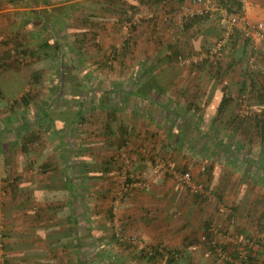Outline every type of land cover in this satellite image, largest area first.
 <instances>
[{
  "label": "crops",
  "instance_id": "0c3cea01",
  "mask_svg": "<svg viewBox=\"0 0 264 264\" xmlns=\"http://www.w3.org/2000/svg\"><path fill=\"white\" fill-rule=\"evenodd\" d=\"M103 1L0 0V58L4 57L2 61H61L60 57L63 53V56L71 61L69 55L78 53L77 61H88L85 58L82 59L80 54L83 55V52L80 53V51L85 50L86 41H88L87 43L93 42L89 36L100 33L105 27L110 26L103 21L105 13L100 7ZM237 1L240 3L241 0ZM165 2L168 3L163 7L166 11H159V7H145V10H141L145 18L152 15L150 18L157 22V28L160 30L158 39L153 37L155 34H151L152 25L142 24L137 30L130 32V29L128 33L122 25V31L127 35L126 38L131 36L129 38L131 42H128L131 43L128 44L130 46L119 48L115 43L116 45L109 47L106 45L92 47L94 51L91 53V57H93L89 58L90 61H98L101 52H105V56H112L114 61H129V55L134 58L132 61H172V57L175 58L173 54L176 55L175 60L177 61H199L201 65L204 61H211L209 48L222 34L217 20L219 12L215 11L211 16L189 20L190 24L184 29L186 31H181L183 25L177 22L176 18L179 12L176 10L178 1L165 0ZM244 2L249 20H264V0H244ZM91 3H96L99 8H95L94 11L88 10L87 5L89 6ZM133 3L138 6L137 1H133ZM221 4L223 5V2ZM236 6L231 7L233 11H236ZM163 13L168 16L167 20H162ZM73 16H77L76 18L79 19L73 20ZM212 17L216 18L217 25L212 21ZM153 20H151L152 23ZM178 24L181 29L178 27L177 31L174 25ZM106 29L108 30V28ZM116 31L117 28L113 27V32L116 33ZM181 32L184 34L182 35ZM216 35L218 37L215 39ZM166 38L167 40L164 41ZM75 41L79 48H75ZM137 41L145 42V47L141 48V44L138 45ZM55 43H59L58 53L61 56L54 52ZM139 51L142 52V55L139 54ZM162 55L163 57L157 60L158 56ZM221 61H223V67L220 76L216 74L217 67L211 68L206 62L203 65L205 73L196 76H164L162 74L149 75L148 73H142L135 77L130 76L124 80L127 87L117 91L124 93L127 97L138 95L148 108L165 110L168 115H178L182 111H191V114L197 113L196 122L200 125L197 126L195 132L197 130L206 132V138H203L202 141H185L186 143L183 144L179 137L172 141L167 139H157L156 141L152 133L151 137L148 136L149 129L144 128L142 138L132 143L140 146L138 149L141 157L147 158L145 150L148 153L152 151V153L154 152L153 156L167 159L173 163L177 162L179 164H176L177 167L192 171L194 180L205 184L207 189L208 186L214 189L216 186L210 181L208 182L210 178H217V173H214V170L212 172L205 167L199 169L197 174L193 171L196 169H194L192 161H198L199 156L194 152V147L198 146L197 143L202 145L206 142L207 145L209 144L211 151L206 154V158L216 162L212 148L221 146L226 151L227 158L221 173L223 182L217 185L221 189L224 188V191L228 187L231 192H240L239 186L242 184H234L230 178L234 173L235 163L233 160L243 157L237 153L232 160L228 152L241 151L246 144L245 154H250L255 161L258 160L259 168H256V171L260 169L261 172L259 174L252 173V176L259 179L264 178V128L263 136L260 134L261 130L256 131L257 128L252 129V127H250V136L245 132L242 138L238 137V140L234 141L229 136V131L242 135V131L248 129V125L253 122L252 120L249 123L239 122L242 117L237 113L238 108L234 109L236 96H240L243 92L249 93L250 105L253 103L254 114L258 116L262 114L264 117V103L261 101L264 91V40L253 42L243 39L240 32L236 30L227 40ZM9 77L8 81H0V87L6 100L10 101L17 98L16 95L11 97L10 92L17 87L20 89L22 87L15 75ZM26 83L29 86L28 80ZM28 89L29 87H26L24 90ZM223 93H229L232 101L222 117L215 122L214 111L217 101L214 102V99L218 100ZM169 99H171L170 102ZM209 99L213 101L209 102ZM0 107L3 108L1 105ZM147 122L149 121L147 120ZM218 125L224 131L223 135L209 138L208 136L212 135L211 132ZM175 128L177 129V127ZM225 128L226 130H224ZM4 130H6L5 126L0 123V217L4 227V264H164V262L158 263L157 261L155 263L154 260L147 262L137 254L135 249L128 248L126 250V247L117 244L118 242L113 238L111 232L112 218L109 217V213L114 215L113 219L115 216L119 217L120 221L124 223L125 231L132 227L134 231H138L139 236H144L145 231L152 229V223L155 226L158 225L155 218L160 212V215L165 217L157 226L156 234L159 235L158 240L163 238L166 243L167 240L165 241L164 237L166 228L174 224L175 221L174 219L173 222L168 220L172 217L169 213L171 211L174 213L178 208L177 204L160 207L161 210L158 211L156 207H147V194L137 191L140 189L139 187L128 188L129 190L126 189L127 192L124 194L121 191L122 195H120L118 206L109 202L108 197L112 199L116 195V190H120L122 187L120 184L122 185L121 179L125 172L122 169L130 163V158L125 154L129 162L124 163L122 156L124 166L117 165L114 152L128 147V142L121 146L119 142L113 141L111 144V142L107 143L106 139H102V144L97 145L98 142L90 141L86 137L69 145V140L60 139L56 143L58 149H55V145L51 148L53 151L58 150L57 154L61 156L64 154L63 152L66 153L63 155L64 157L58 156L62 161V167L57 171L49 170L46 174H41L37 168L33 173L32 168H28L27 161L35 160L41 163L51 157H42V155L33 153L34 150L27 155L19 149L10 154L12 142L11 138L5 136ZM179 130H181L180 127ZM51 143L49 146H52ZM73 144L76 148L72 147ZM183 148L188 150L189 155L182 154L181 163L176 158V154H179L178 150ZM231 160L233 164L229 166ZM67 161L70 162L69 164L77 163L76 165L79 166H86V163L92 162L91 166L94 170L97 169V166L102 165V167L94 172L81 169L79 166L73 170L65 171L64 165ZM108 161L109 164L104 163ZM53 165L55 166V163ZM56 166L58 167V165ZM104 166L108 169L103 170ZM250 172L243 169L242 176L246 177ZM8 175L12 179L17 177L19 179L13 183V189L6 185ZM91 177L93 179H90ZM69 178L72 179L71 184L67 180ZM132 184L137 185L134 182L127 185ZM180 202H184L182 196L177 201V203ZM169 203L167 204L170 205ZM195 203L192 198L190 208L194 207ZM179 209L182 211L183 207L179 206ZM54 210L57 211L54 213ZM174 217L177 216L174 215ZM186 226L188 225L186 224ZM161 230H164V233H160ZM169 230H171L170 227ZM198 240L197 238V242L193 241L189 246L183 244L174 247V243L170 246L185 255L194 256L196 254L194 246Z\"/></svg>",
  "mask_w": 264,
  "mask_h": 264
},
{
  "label": "rangeland",
  "instance_id": "374dc122",
  "mask_svg": "<svg viewBox=\"0 0 264 264\" xmlns=\"http://www.w3.org/2000/svg\"><path fill=\"white\" fill-rule=\"evenodd\" d=\"M124 1L132 3L133 1H139L137 6L138 9L134 13L135 15L133 14L134 16L132 17V21L136 19V23L132 25L130 32L137 30L138 27L142 24H145L146 26L152 25L151 34H155V36L153 37H156V39H158L160 30L157 28V22L151 18H144L143 16H137L135 18V16L141 10H145L146 8L150 7H159V11H166V9H163V7H165L168 3L162 4L157 0H143V2H140V0ZM176 7V10L179 11L180 9L178 8V4ZM95 8H99L96 3H91L89 4V6L87 5L88 10L94 11ZM101 8L103 9V6ZM103 15L105 16L103 21L106 22V24L108 23L110 26L105 27V29H103L100 33H94L90 35L89 39L93 40V42L87 43L88 41H86L85 50L80 51V53L83 52V55L80 54L82 59L85 58V60L88 61H77L76 58L78 53L73 54L72 56L69 55L71 61H68L66 59L67 57L65 56V60H63L60 67L56 66L59 63L58 61H38L36 63H34V61H18L17 66L14 62L12 64V61H8V63L11 64V69L0 73V81H8V79L10 78L9 76L15 75V78L18 79V81H20L21 83L22 88L20 89L17 87L15 88V90L13 89L9 94L11 97L16 95V97L18 98L23 93L22 91L25 92L24 89L26 87H29L27 86L26 81L29 80L30 74L34 69H43L44 71L42 72L41 76V85L38 87V89H41V95H44L40 96L37 100L39 101L40 107L49 104L50 99H47L45 97H48L53 93V95L55 96L59 93V91H61V94L63 95L60 98L55 96L57 97L55 98L56 100L52 101V107L54 108V110H58L59 108L63 107L62 111L65 115V119L61 122H58L57 124V130L59 131V133H54L55 136H53V139H49L52 141V146H50L49 150H45L44 148L37 146V148L34 149L33 153H39L41 151L42 157L50 156L51 158L49 159L52 160L55 165H58V168L60 169V167H62V161L59 160L60 157L58 156L61 155L57 154L58 150H52L53 146H56L58 140H69V145H71V143L78 142L80 139L87 137L90 139V141L92 140L98 142L97 145H99L102 144V139H106V136L102 131L107 122L110 123L112 130H114L110 136L114 141L118 138L123 137L124 133H122L121 130L124 129L127 134L126 139L129 149L126 146V148L124 147L123 149H120L119 151L117 150L114 153L116 156L117 165L120 166L121 164V166H124L121 158L123 155L125 156V154L128 156V158H130V163L128 165H125L122 169V171H125L121 179L122 185L120 184V186L122 187L120 188V190H116V195H114L112 199L108 197L109 202H112V205L116 206H118V204L120 203V195H122L121 191H126L124 190L123 186L125 184L124 179L126 178V171H128V173L130 172V175H133L134 182L136 181L137 185H128L127 189H130L131 187H139L140 189L137 191L147 194V207H156L158 211L159 209L161 210L162 207L173 206V204H177L178 208L174 213L172 211L169 213L173 218L170 217L168 220H171V222H173L174 220L175 221L174 224L169 226L171 230H169V227L166 228V234L164 237L165 241L167 240L168 243H166L168 245L163 241V238L158 240L159 235L156 234V232H158L157 226L163 221L165 217L163 215H160V212L158 213V217L155 218L158 225L155 226L154 223H152V229H148V231H145L144 236H139L138 231H134L132 227L130 229L127 228L125 231L123 225L124 223H122L117 216H115L113 219V215L111 219V232H113L114 234L116 227H121L120 235H118V241L122 243H117L118 245L126 247V250L128 248L132 250L135 249L137 254L144 258V260H146L147 262L154 260L155 263L157 261L158 263L164 262V264H227V260L230 259L232 264H241L238 259H235L233 257V251H235L237 253L239 252V257H242L239 259H245V257H247L248 255L254 257L252 261L247 262L246 264H264V178L259 179L254 175L252 176V173L259 174L260 169L256 171V168H259L258 160L255 161L250 154H245L246 144L244 147H242L243 150L241 151H237L235 153L228 152L231 159L235 158L237 153H239L243 157L236 158L235 160L232 159L235 163V166L233 168L234 173L232 177H234V175L235 177H231L230 179L234 184L241 183L242 185L239 186L240 192H231L230 188L227 187L226 191H224V188L221 189L217 185L218 183L220 185V183L223 182L221 180V173L224 169L223 167L225 166V160L227 158L226 151L223 150L221 146H215L214 148H212L214 159L217 160H215L216 162H214L211 159L208 160L206 158V154L211 151L210 145H207L206 142H204V144L202 145L200 143H197L198 146L194 147V152L199 156L198 161H192L193 167L194 169H196L193 170L194 173L197 174L199 169L207 167L208 170L210 169V171L212 172L214 170V173H217V178L213 177L209 180L207 179L208 182L210 181L211 184L216 186V188L212 189L208 186V189L206 190L207 196L204 197L205 200L198 199L193 205L194 207L192 208H190V201H192V198H194L193 195L172 174V171L177 168L176 164L178 163H173L172 161H168L167 159L153 156L152 154L154 152L152 153L151 151V153H148L147 150L144 151V153L147 154V158L141 157L140 150L138 149L140 146L132 144L133 141L137 142L142 138L144 128L149 129L147 132V134H149L148 136L151 137L152 133L156 141L157 139H167L169 141H172L173 139L179 137L181 143L183 144L186 143L185 141H202L203 138H206V132H201L199 130L195 132L197 126L200 125L198 122H196L197 113L191 114V111H182L178 115H168L165 110L162 111L159 108H148L146 105H144L143 99H141V97L138 95H136V97H127L122 92L118 93L119 89L121 90L127 87V83L124 80L130 76L135 77L141 75L143 72L148 73L149 75L162 74L164 76H196L197 74L205 73V69L195 65H191V63L198 64L197 61L194 62L174 60L173 63H170V61H132L134 58L131 57V55H129L128 57L129 61H114L115 59L112 56H105V52H101L103 56H101L102 54L99 53L100 57L98 61H90V59L93 57H91V53H93L94 51L92 47H97L98 45H102L103 47L104 45H106V47H109L113 46L116 43L119 48L121 46L127 48V46H130L128 44H131L128 43L131 36H128L127 39V35L122 31V25L125 22L129 21L124 20L123 18L117 20L115 16L113 17V13H105ZM73 17V20L79 19L76 18L77 16ZM151 20H153V23ZM212 21H214L217 25L216 18L212 17ZM185 22L189 21L184 20L181 23L183 25L182 29L180 28L179 24L174 25V27L177 28V31L178 27L179 29H181V31H186L184 29L186 28V26L188 27L189 24L187 23V25ZM113 27L117 28L116 33L113 32ZM106 28H108V30ZM181 34L183 35L184 33L181 32ZM217 37L218 36L216 35L215 39ZM166 40L167 38L164 39V41ZM142 41H137V44H141V48H144L145 42L141 43ZM169 51L172 52V50ZM139 54L142 55V52L139 51ZM160 57H163V55L158 56L157 60H160ZM207 63L209 67L211 66V68L217 67V65L219 67H223V61H221L220 57L217 60L212 58V60L207 61ZM120 79H122V81H120ZM79 82H82L83 86L78 87ZM72 91L77 93L81 97V104L79 108L76 107L77 100L75 99V97L70 96V93ZM99 98L104 99L103 102L107 105L106 108L103 107L101 103H99ZM238 99L239 96H236L234 101V109H239L240 102L238 101ZM168 101L170 102L171 99H169ZM210 101L213 100L209 99V102ZM216 101L217 100L214 99V102ZM252 105L253 103L251 104V106ZM3 108L0 107V111ZM79 110L82 111L83 116L86 115L85 117H87V120L84 121V123H82V121H79L80 115H75L79 112ZM32 116L33 114L31 112L25 114V117L30 120L33 119ZM147 120L149 122H147ZM175 127H177L178 130ZM179 127L181 130H179ZM224 130H226V128ZM223 132L224 131L221 129V126L218 125L215 126V128L211 132L212 135L208 137H220L221 135H223ZM43 133L44 137L48 135L45 134L44 130ZM51 134L52 133H49L48 137H50ZM229 134L232 141H234L238 137H243V134L240 136L236 133L233 134L231 131H229ZM72 147H75L74 144ZM55 149H58V147L56 146ZM187 151L188 150H185L184 148L182 150H178L179 154H176V158L178 159V161L180 160V162L182 163L183 159H180L181 155H189ZM63 153L66 154L65 152ZM64 154H62L61 157H64ZM232 160L229 162V166L233 164ZM37 164H39V161L32 166L33 173L36 170ZM156 165L158 167V170L154 172L153 167H155ZM243 169L251 172L246 175V177H243ZM218 193L221 197L220 199H217ZM180 196H182V200L184 202L177 203ZM168 202H170V205L167 204ZM179 206L183 207L182 211L179 209ZM234 206L237 208V210L235 212H232V207ZM174 215H176L177 217H174ZM206 221L209 222V229L210 231H212V239L208 241L205 238V232L203 228V223ZM189 222L190 224H188ZM186 224L188 226H186ZM163 231L164 230H161L160 233H162ZM194 234H196L197 238L199 239L198 243H196V245L194 246V249L196 251V254L194 256L185 255L180 250H178V254L175 259L167 260V257L170 255L168 251L177 250L176 248H173V246H170L171 244L174 243V247L182 246L184 244V240H182L183 237L190 235L193 236ZM139 243H144L145 246H150L151 248H158L157 250L160 253L162 252L163 256L155 254V257L149 259V256H146V253L143 252L144 250L140 248L138 249L137 245L139 246ZM210 244L215 245V252L213 250L211 251V249L208 248ZM219 245H224L226 247V252H222L223 256H220L218 254V250H220ZM163 247H166L167 249L165 250V252L162 251Z\"/></svg>",
  "mask_w": 264,
  "mask_h": 264
},
{
  "label": "trees",
  "instance_id": "16d2710c",
  "mask_svg": "<svg viewBox=\"0 0 264 264\" xmlns=\"http://www.w3.org/2000/svg\"><path fill=\"white\" fill-rule=\"evenodd\" d=\"M141 1L143 2V0H140V2ZM157 1L162 2V0H157ZM174 1H176V2L178 1L177 3H179V0H174ZM221 2H223V5H225V7H227L230 11H233L231 8L232 6L237 5L236 10L240 7V3L237 0H221ZM103 4H102V6H103L102 10L104 11L103 13H108V14L113 13V15H115L117 20L123 18L124 20L130 21L133 17V14L138 9L137 6L134 5L133 3H129V2L124 1V0H104ZM107 11H110V12H107ZM204 17H206V16H204ZM193 19H196V18H193ZM193 19H191V20H193ZM187 21H189V20H187ZM185 23L190 24L189 22H185ZM74 44H75V48H77V47L79 48V46L77 45V41H75ZM58 45H59V43H55V49H54L55 51L54 52H57L56 55H60L58 53V51H59ZM61 55H60L61 61H58L59 63H58V65H56L59 67L61 66L63 59H64L63 53ZM173 55L176 58V55L175 54H173ZM221 57H222V55L220 56V58ZM175 58L172 57L173 60L171 59L172 61H170V63H173ZM2 59L4 60V57L0 58V73L11 69V64H9L8 61H2ZM217 59H219V57ZM13 62L15 63L16 66L18 65V61H12V64H13ZM36 62H38V61H34V63H36ZM197 62H198V64L197 63H195V64L191 63V65L192 66L195 65V66H198L200 68H203V65L207 61H204L202 63L203 65H201V63L199 61H197ZM42 72H44L43 69L32 70L30 77H29V80H28L29 89L27 91L23 92L20 95V97L11 99L10 101L6 100V98L3 94L2 88L0 87V105L2 107H4L0 111V123H2V125H4L6 128V130H4L5 136L7 138H11L12 143L10 146L11 147L10 154H12L13 151L16 152V150L19 149L25 155H27L31 151H33L34 148H36L37 146L42 147L45 150H47L50 147L49 143L52 142L51 140L53 139V136H55V134L57 132L59 133V131L57 130L58 122H61L65 119V115L62 111L63 107L59 108L58 110H54V108L52 107V101H55L56 100L55 98H57V97L60 98L63 96L61 94V91H59V93L57 95H55L57 97H55L53 95L54 93L49 95L48 97H45L47 99H50L49 104L46 106L40 107L39 101H37L40 96H44V95H41V89H38V87L41 85ZM216 74H217V76H220L222 74V67H219L217 65ZM78 84H79L78 87L83 86L82 82H79ZM70 96L75 97V99L77 100L76 107L79 108L80 104H81L80 95H78L77 93L72 91L70 93ZM83 96H82V99H83ZM103 101H104L103 98H99V103H101V105L106 108L107 105L104 104ZM231 101H232V97H230L229 93H223L218 98L217 104L215 106V111H214V113H215L214 121L215 122L217 120H219L220 117H222L224 111L229 106ZM261 101L264 103V91L262 92ZM191 103H193V102H191ZM29 112H31L33 114V116H32L33 119H31V120L28 119L27 117H25V114H27ZM75 115L76 116L80 115L79 121H82V123H84V121L87 120V117H85L86 115L83 116L81 110H79V112L76 113ZM239 116H241V115H239ZM241 117L242 118L240 119L239 122L249 123L250 120L253 121L251 124L248 125V129H246L244 131H242V129H241L242 134L246 132V134H248V136H250L251 135L250 127H252V129L257 128L256 131L261 130L260 134H261V136H263L264 117H262V114L260 116H258L257 114H253V115L241 116ZM243 129H245V128H243ZM43 130L45 131V134L49 135V133H52L50 135V137H48V135H46L44 137L43 136L44 135ZM113 131L114 130H112L110 123L107 122L103 128V131H102L103 134L106 136L107 143L111 142V144H113L114 140L110 137ZM121 131H122V133H124L123 137L118 138L114 142H119V145L124 146L127 142V139H126L127 134H126L124 129H122ZM49 139H51V140H49ZM69 148H70V146H69ZM37 151H39V150H37ZM37 154L42 155L41 151L39 153L37 152ZM7 162L9 163V161H7ZM36 163H37V161H35V160L34 161L32 160L31 162L28 160L26 164L29 165L28 168H30V167L32 168V166L35 165ZM69 163H70L69 161H67L65 163V165H64L65 171L73 170L74 168L79 166V165H76L77 163H75V164H73V163L69 164ZM104 163L109 164V161L104 162ZM53 164H54L53 161L48 158V159L43 160L41 163H39L36 168H37V171H39V173L46 174V172H48L49 170L50 171H57L58 170V167L56 165L54 166ZM91 165H92V162H90V163L88 162V163H86V166L81 165L79 167H81V169L90 170V172H94L97 169H100L102 167V165L97 166V169L94 170ZM11 166H13V165H11ZM107 169H108V167L104 166L103 170H107ZM174 170H178L181 172L188 171V170H185L184 168H181V167H177ZM9 179H11L10 182H9ZM90 179H93V178L91 177ZM6 180H8L6 185L10 186L11 189H13V187H14L13 183L18 181L19 179H18V177L12 179L8 175ZM67 180L69 181L70 184L72 183L71 178H69ZM124 182H125V184L134 182L133 175H130V172L128 173V171L126 172V178L124 179ZM203 185L205 186V184H203ZM205 189H207L206 186H205ZM122 192L124 194L127 191H122ZM192 195L194 197L193 198L194 202H196L198 199L199 200H205L204 199L205 196L202 194H192ZM218 198L219 199L221 198L219 193L217 194V199ZM232 209H233V211H232ZM232 209H231L232 212H235L237 210V208L235 206L232 207ZM55 211H57V210H54V213H55ZM112 216H113V214L109 213V217L112 218ZM203 225H204L203 228H204V232H205V238L211 240L212 239V236H211L212 231H210V229H209V225H210L209 222L206 221L203 223ZM112 235H113V238L118 243H122V242L118 241V239L115 237L113 232H112ZM3 237H4V235H3ZM183 240L185 241L184 244L186 246H189L193 243V241L197 242V236H196V234H194L193 236L192 235L186 236ZM2 244H3V240H2ZM214 246L215 245H210L209 248L211 249V251L213 250L215 252ZM219 247H220V250L222 252H224V253L226 252V249H225L226 247L224 245H221V246L219 245ZM3 249H4V247H3ZM152 249H153V252L151 254H149V255L145 254L146 256H149L148 257L149 259H152L153 257H155V254L163 256L162 253H160L157 250L158 248L152 247ZM162 250L165 251L167 249L163 247ZM168 252L170 253V255L167 257V260L175 259L177 254H178L177 253L178 250H176V251L169 250ZM233 257L235 259H238V261L241 264H246L247 262L252 261L254 258L253 256L248 255L247 257H245V259H239L238 253L235 251H233ZM227 264H232L230 259L227 260Z\"/></svg>",
  "mask_w": 264,
  "mask_h": 264
},
{
  "label": "built area",
  "instance_id": "2783aa9c",
  "mask_svg": "<svg viewBox=\"0 0 264 264\" xmlns=\"http://www.w3.org/2000/svg\"><path fill=\"white\" fill-rule=\"evenodd\" d=\"M162 4L166 3L165 0H162ZM178 8L180 9L176 15L177 22L182 23L184 20H191L197 17L211 16L213 12H219L218 24L222 29V34L218 37L209 48V55L215 60L220 57L223 53V49L227 43V40L230 36L238 30L243 37L249 41H261L264 40V20L251 21L247 18L246 15V4L244 0L240 1V7L236 11H229L227 7L221 4V0H179ZM146 14V13H145ZM144 17L142 12H138L135 18ZM164 17H161L162 20H167L168 16L163 14ZM138 17V18H139ZM152 15L146 16L150 18ZM145 18V17H144ZM136 23V19L123 24V29L127 32L131 29L132 25ZM226 84V81H224ZM238 101L240 102L238 114L241 116L253 115L254 110L250 105L249 93L243 92ZM127 156L123 155L124 163H128ZM157 165L153 167V171L156 172ZM173 176L184 186L191 194H202L207 196L206 189L204 185L200 182L194 181L191 173L189 171L181 172L178 170L172 171ZM136 183V182H134ZM127 184H124V190L127 189ZM123 191V190H122ZM121 227H116L114 231L115 237L118 239L120 235ZM3 224L0 218V264L5 263L4 249H3ZM249 241V240H248ZM138 249L144 250L143 252L147 255L153 252V249L150 246H145L144 243H139L137 245ZM165 252L164 250H162ZM162 253V252H161ZM163 254V253H162ZM218 254L223 256L222 251L218 250ZM239 256V252H238ZM242 258V257H239Z\"/></svg>",
  "mask_w": 264,
  "mask_h": 264
}]
</instances>
